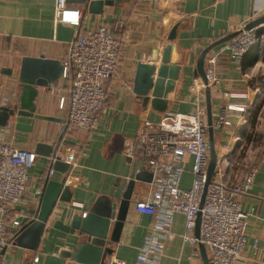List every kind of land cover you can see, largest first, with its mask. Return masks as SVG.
I'll return each mask as SVG.
<instances>
[{"label": "crops", "instance_id": "0c3cea01", "mask_svg": "<svg viewBox=\"0 0 264 264\" xmlns=\"http://www.w3.org/2000/svg\"><path fill=\"white\" fill-rule=\"evenodd\" d=\"M69 5L81 11L80 27L58 21L56 0H0V106L21 109L22 58L43 55L64 63L68 47L78 33L101 24H106L122 42L118 72L104 84L108 98L99 125L92 131L68 127L64 133L57 157L69 166L65 172L56 170L51 157L38 154L36 149L39 143L55 147L64 131L68 113L60 109L59 104L61 97H69L66 79L62 77L49 88H38L34 100L36 113L54 116L62 112L66 124L15 115L5 127L0 126V142L37 154L29 171L28 190L15 211L14 217L20 218L22 224L31 218L30 211L39 206L49 184H58L69 174L78 178L77 185L72 186L69 207L55 208L38 248L18 247L14 237L3 253L5 263L0 264H65L59 258L60 250L73 249L79 239L55 229L54 223L57 220L68 223L73 215L84 216L102 196L120 202L131 181H135V185L127 221L120 242L112 246L113 254L109 259L110 263L117 258L135 264L153 223L151 216L136 211L135 203L146 199L152 186L149 180L136 179L148 169L143 158L128 151L130 143L135 141L145 120L157 123L170 112L192 113L198 97L203 98L207 118L205 89L202 97L197 91L204 85L196 75L200 52L264 16V0H130L105 7L101 15L90 14L88 4ZM120 24L123 27H119ZM175 27L176 37L170 40ZM256 38L254 46L241 60L232 57L231 49L224 48L233 38L210 50L206 57L205 71L209 57L226 49L215 68L219 82L211 87L214 123L230 105L246 108L244 112L231 111L230 126L214 129L219 157L226 154L230 166L237 160L234 153L238 147H256L252 127L264 109V38L261 33ZM169 45L172 47L170 63L180 67V75L174 89L165 97L169 110L164 114L151 107L155 98L153 91L148 95V106L143 105L142 98L134 93V80L139 63L156 66V79L163 52ZM2 102L6 104L1 105ZM50 169L55 170L53 176L49 175ZM229 178L230 168L225 171L223 181L226 183ZM191 181V174L185 173L183 187L189 188ZM242 204L248 214L242 264H264V162L258 166L254 185ZM185 221L183 214L175 215L160 264H205L200 248L192 247L182 238ZM206 253L211 263L208 248Z\"/></svg>", "mask_w": 264, "mask_h": 264}, {"label": "built area", "instance_id": "2783aa9c", "mask_svg": "<svg viewBox=\"0 0 264 264\" xmlns=\"http://www.w3.org/2000/svg\"><path fill=\"white\" fill-rule=\"evenodd\" d=\"M73 12L77 13L75 19H69ZM56 13L59 22L73 27L82 25L81 11L71 7L68 0H56ZM119 27H123V24ZM238 32L239 34L228 41L224 48L231 49L232 57L241 60L256 43L258 33L264 38V23L250 30L240 28ZM121 47L120 38L106 24L81 31L70 43L63 76L69 85V97H61L59 104L60 109L67 110L69 128L92 131L99 125L108 98L104 84L118 72ZM224 48L208 59L206 76L210 87L219 82L215 68L226 50ZM205 88V85L197 88L200 96ZM5 104L6 102L1 103ZM245 110L243 105H230L214 123L215 128L232 124L231 111ZM128 151L143 158L147 171L153 176L151 194L135 203L138 213L153 218L135 264L161 263L177 213L183 214L186 219L183 240L196 249L200 245L208 248L212 264H242L248 221V214L242 203L254 185L258 167L250 168L239 182L228 186L223 178L225 171L229 170L230 162L226 154L221 155L203 199L210 161L203 98L198 97L195 101L192 113L170 112L157 123L145 120L135 141L130 143ZM70 156L72 159L73 154ZM36 158L37 154L33 151L0 142L2 263H5L4 251L23 225L22 220L14 216L17 206L28 190L31 182L29 171ZM187 172L191 174L192 181L189 188H184L183 176ZM54 174L55 170L50 169L49 175ZM77 183L78 178L73 174L66 177V185L75 186ZM75 206L83 208L80 204ZM83 215L86 216V213ZM198 218L200 231L199 236H196ZM110 264L127 262L115 258Z\"/></svg>", "mask_w": 264, "mask_h": 264}, {"label": "water", "instance_id": "95a60500", "mask_svg": "<svg viewBox=\"0 0 264 264\" xmlns=\"http://www.w3.org/2000/svg\"><path fill=\"white\" fill-rule=\"evenodd\" d=\"M130 0H68L70 4H88L90 14L101 15L105 7L117 6L120 2H129ZM264 23V16L250 22L245 26V30H250ZM177 27L174 28L170 40L175 39ZM239 32L221 39L209 48L202 50L197 59L196 75L201 78L206 86V107H207V125L208 139L210 146V161L207 172V182L204 188L203 199L207 187L212 181L217 169L219 154L216 150L214 140V119L212 112L211 87L205 71L206 57L210 50L224 42L234 38ZM172 47L165 48L161 65L158 68L157 78H154L157 67L146 63H139L134 80V93L142 98L143 105L148 106L150 102L149 93L154 92L155 98L151 101L153 110L166 114L169 110V101L166 95L175 87V83L180 75V67L170 63V54ZM65 65L60 60L48 59L43 55L38 57L26 56L22 58L19 72V82L24 87L21 97V109L14 110L7 106H0V126L5 127L10 118L15 115L29 116L38 119H44L57 123L66 124V119L62 112L54 116H47L36 113L35 97L38 88H49L64 76ZM168 115V113L166 114ZM68 126L66 124L63 133L57 145L50 146L44 143L37 145L36 152L46 157H51L52 161L56 159V170L65 172L69 166L61 162L57 157V151L61 140ZM138 181L149 180L152 182L153 176L149 172L138 174ZM66 178L58 184L48 185L41 199L39 206L30 211L31 218L23 224L15 236V244L18 247L35 250L38 248L46 223L52 216L57 206L67 209L72 199V186H65ZM135 181H131L120 202H113L109 198L100 197L86 216L73 215L69 222L57 220L53 227L68 235H76L79 239L73 249H62L59 252V258L65 261V264H110V257L113 254L112 246L120 242L125 223L127 221L128 211L132 201ZM203 203V201H202ZM202 206V205H201ZM113 225V226H112ZM200 218L197 220L196 236H199ZM205 264H211L207 257L204 245L199 246Z\"/></svg>", "mask_w": 264, "mask_h": 264}, {"label": "rangeland", "instance_id": "374dc122", "mask_svg": "<svg viewBox=\"0 0 264 264\" xmlns=\"http://www.w3.org/2000/svg\"><path fill=\"white\" fill-rule=\"evenodd\" d=\"M260 118L256 119L254 130V146L249 148L246 146H240L234 153V158L237 157L236 162L232 163L230 168V180L226 181L228 186L239 182L241 176H243L250 168L258 167L264 162V109L259 113ZM190 169V168H189Z\"/></svg>", "mask_w": 264, "mask_h": 264}, {"label": "clouds", "instance_id": "9594fccd", "mask_svg": "<svg viewBox=\"0 0 264 264\" xmlns=\"http://www.w3.org/2000/svg\"><path fill=\"white\" fill-rule=\"evenodd\" d=\"M77 13L73 12L70 14L69 19H75Z\"/></svg>", "mask_w": 264, "mask_h": 264}]
</instances>
